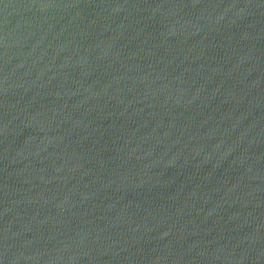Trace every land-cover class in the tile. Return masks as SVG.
Here are the masks:
<instances>
[{"label":"water","instance_id":"95a60500","mask_svg":"<svg viewBox=\"0 0 264 264\" xmlns=\"http://www.w3.org/2000/svg\"><path fill=\"white\" fill-rule=\"evenodd\" d=\"M0 264H264V0H0Z\"/></svg>","mask_w":264,"mask_h":264}]
</instances>
